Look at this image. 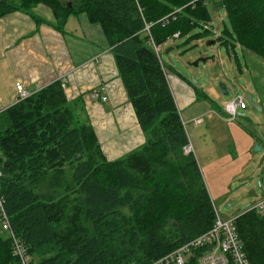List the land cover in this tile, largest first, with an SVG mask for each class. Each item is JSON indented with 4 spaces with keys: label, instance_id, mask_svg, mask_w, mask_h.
Masks as SVG:
<instances>
[{
    "label": "trees",
    "instance_id": "1",
    "mask_svg": "<svg viewBox=\"0 0 264 264\" xmlns=\"http://www.w3.org/2000/svg\"><path fill=\"white\" fill-rule=\"evenodd\" d=\"M39 6L57 29L80 14L102 27L146 144L108 161L59 81L0 115V193L32 264H151L210 231L215 207L155 47L216 31L222 8L231 29L216 41L264 61V0H0V17ZM236 227L250 264H264V217L249 210ZM0 264H18L1 234Z\"/></svg>",
    "mask_w": 264,
    "mask_h": 264
},
{
    "label": "crops",
    "instance_id": "2",
    "mask_svg": "<svg viewBox=\"0 0 264 264\" xmlns=\"http://www.w3.org/2000/svg\"><path fill=\"white\" fill-rule=\"evenodd\" d=\"M251 56L255 57H251L254 62L264 66V61ZM173 73V69L167 72L166 80L180 115L182 109L197 106V114L192 119L202 116L208 119L195 125L199 130L197 142L200 141L202 149L201 156L196 154L195 158L215 211L219 214L215 198L229 209L236 204L230 203L232 199L251 186L254 188L257 182V189L251 190L246 199L240 196L241 212L233 216L238 219L264 199V85H260L264 80L256 78L252 72V82L243 94L249 93L261 107V111L255 109L250 113L257 121L254 125L244 114L248 109L240 111L234 121L220 116L217 106L203 90H192L187 80L178 74L179 77H173ZM58 81L68 101L81 100L108 161L121 160L146 144L112 48L99 24H93L86 14H80L70 16L61 29H57L54 15L43 6L37 7L33 15L15 12L0 17V115L20 102L17 85H22L32 96ZM101 97H107V101H101ZM207 101L211 108L209 105L201 107L208 104ZM222 112L226 115L225 110ZM239 118L256 126L258 132L240 125ZM220 122H225L221 128ZM230 126L233 137L228 133ZM189 144L194 154L191 141ZM256 147L259 152L254 151ZM247 205L249 208L242 210Z\"/></svg>",
    "mask_w": 264,
    "mask_h": 264
},
{
    "label": "rangeland",
    "instance_id": "3",
    "mask_svg": "<svg viewBox=\"0 0 264 264\" xmlns=\"http://www.w3.org/2000/svg\"><path fill=\"white\" fill-rule=\"evenodd\" d=\"M211 13L216 18L213 27L216 29V26L219 25V31H213L208 25V28H204V30H208L209 33L205 35L204 30L198 28L189 36L169 41L159 50V57L167 68L171 67L170 69L174 70L175 73L172 74L173 77H179L178 75H180L187 80L192 90H203L204 94L207 95L212 100V103L214 102L217 106V112H219L220 116L225 117L230 121L227 114L225 115L223 114L224 112H222L225 110V106L232 102L237 96H243L248 90V87L252 82V72L256 75V78L259 77L261 80H264V66L258 62H254L252 58L255 57H252L249 53L243 52L240 48H236V57L231 47L227 48L218 43L216 39L221 37L226 29L230 30L231 26L224 9L212 7ZM212 42H216V44L210 45ZM169 50L171 51L167 54V51ZM196 63H198V66H195ZM222 85L226 87L228 95L224 94L221 89ZM260 85H264V82L261 81ZM203 101H199V103ZM206 103H208V101ZM207 105L211 108L210 103L202 104L201 107ZM197 108L199 107L196 106L189 110L182 109L181 115L185 123L188 139L194 146V156H196V154L201 156L202 149L200 148V141L197 142V134L199 130L195 128V120L197 118L192 119L197 114ZM247 109L248 110L244 112V114H246L252 124L255 125L257 121L250 114L252 112L254 113L255 109L249 106ZM198 112L201 113L202 111ZM239 114H241V112H239ZM198 118H203L206 122L207 116ZM238 121L240 122V125L247 126L251 132H258L256 126L245 121L244 118H239ZM219 124L221 128L225 125V122H220ZM232 126H230L229 129L231 132L227 131L230 133L229 135L231 137H233L234 134ZM225 130L228 129L225 128ZM256 149L257 147L254 148V151H256ZM228 151L230 152L232 149L228 148ZM253 187L254 188L251 186L250 189L242 192L239 191V196L232 199L230 202L236 204L229 209L226 208V205L219 201L218 198H213L216 203V210L219 212L220 217L223 220L233 219V216L240 213L242 201L239 200H241V198L246 199L251 190L257 189V182L254 183ZM240 189L241 188L238 187V190Z\"/></svg>",
    "mask_w": 264,
    "mask_h": 264
},
{
    "label": "built area",
    "instance_id": "4",
    "mask_svg": "<svg viewBox=\"0 0 264 264\" xmlns=\"http://www.w3.org/2000/svg\"><path fill=\"white\" fill-rule=\"evenodd\" d=\"M173 38L178 39L179 34L174 35ZM160 49L155 47L158 54ZM17 91L20 101L26 100L31 96L20 84L17 85ZM101 101L106 102L107 97H101ZM247 107L244 96H237L225 106V113L231 121H234L239 117V112L246 110ZM203 122V118H198L195 120V125H200ZM185 153H193L190 145L185 148ZM1 178L2 172L0 171ZM4 202V197L0 193V234L10 241L13 256L17 259L18 264H32L33 258L28 253L26 246L12 230ZM251 210L264 216V199L254 207H251ZM215 213V223L210 231L180 246L175 251L151 264H187L197 253L198 264H250L238 234L237 219L223 220L216 211Z\"/></svg>",
    "mask_w": 264,
    "mask_h": 264
},
{
    "label": "water",
    "instance_id": "5",
    "mask_svg": "<svg viewBox=\"0 0 264 264\" xmlns=\"http://www.w3.org/2000/svg\"><path fill=\"white\" fill-rule=\"evenodd\" d=\"M213 21H214V23H215V22H216V19L214 18ZM216 31H219V25L216 26ZM215 44H216V42H212L210 45H215ZM170 51H171V50L167 51V54H168ZM204 62H205V61H204ZM195 66H198V63H196ZM221 89L223 90V92H224L225 95H228V92H227V89H226L225 86L222 85V86H221ZM244 99H245V101H246V103H247V105H248L249 107H252V108H254V109L258 110V111H261V107H260V105H259L258 103H255V102L253 101V98H252V96H251L249 93L244 95ZM258 151H259V148L257 147L256 152H258ZM248 208H249V205L243 207L242 210H246V209H248Z\"/></svg>",
    "mask_w": 264,
    "mask_h": 264
}]
</instances>
